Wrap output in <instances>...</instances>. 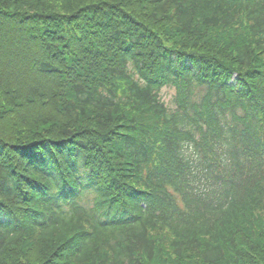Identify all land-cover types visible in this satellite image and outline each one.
<instances>
[{
	"label": "trees",
	"instance_id": "1",
	"mask_svg": "<svg viewBox=\"0 0 264 264\" xmlns=\"http://www.w3.org/2000/svg\"><path fill=\"white\" fill-rule=\"evenodd\" d=\"M0 264H264V0H0Z\"/></svg>",
	"mask_w": 264,
	"mask_h": 264
},
{
	"label": "rangeland",
	"instance_id": "2",
	"mask_svg": "<svg viewBox=\"0 0 264 264\" xmlns=\"http://www.w3.org/2000/svg\"><path fill=\"white\" fill-rule=\"evenodd\" d=\"M172 94H173V92L171 90H165L163 92V97L165 100L169 101L172 98Z\"/></svg>",
	"mask_w": 264,
	"mask_h": 264
}]
</instances>
